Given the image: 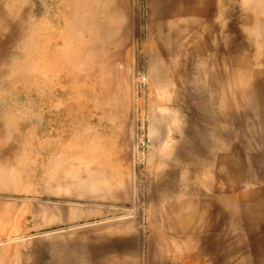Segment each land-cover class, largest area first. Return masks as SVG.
<instances>
[{"label": "rangeland", "instance_id": "obj_1", "mask_svg": "<svg viewBox=\"0 0 264 264\" xmlns=\"http://www.w3.org/2000/svg\"><path fill=\"white\" fill-rule=\"evenodd\" d=\"M45 1H48V4H40L38 6L39 10H49L52 13L53 11L56 12L60 10V7L56 6L54 0ZM134 1H136L133 2L134 5L136 4L134 10L135 12H137L136 15H134V17L130 19V28L133 35L131 43L132 48L134 47V49H131L134 50V52L131 51V57L134 53V59L132 57L131 60L133 59V62L129 60V62L122 64V71L125 70L124 72H127V74H129L130 72L131 75L129 74V77H131L133 74V81L132 79L130 80V83L133 82V85L129 83L131 86L130 88H132L133 90L130 93L131 97L133 98H129V102L131 103L130 110H132L130 111V113H132L130 114L131 119L129 118V121L123 128L124 132L121 130L122 127L117 122L113 128H110L111 126L107 122H100V120L98 121L99 114L98 117L92 120L93 122L91 123V126H94L93 133L103 132L107 134L113 131H117V134H113L115 144L124 146L125 150L122 156H124L123 158H125V162L129 161L128 163L126 162V164L129 165L127 167L130 168V170L127 168V173H124L126 176H124L125 179L127 178L126 180H128V178L130 177L128 175V172L131 171L132 173H130L132 174V179L129 178V180L131 181H128L129 183L125 180L124 186L120 184L121 178L117 174L114 176H117L120 179L114 176L113 178H111L112 176L109 175L110 168L108 169L109 166L107 164L106 165L108 167L103 166V168L106 167L105 171L107 170V173L105 174L104 172H102V181H108L106 183V187L108 185V187H110L109 182H111L112 185L115 184L111 189L109 188V191L111 190L110 192L108 191L109 193L106 192L108 188L104 191V193H108L107 195H110L112 192L111 196L112 198L114 196L113 199L109 196V198L102 197L105 194L98 189L97 191H100L102 193L99 197L96 196V194H98L96 189L92 192V195L90 194V196H86V194L84 195L80 192H78L77 194V191H75V187L74 189L72 187L74 186V183L71 182L72 179H70L69 176H73L72 171H74V166H77L75 165L77 163L73 162L75 160L74 158L73 161L71 160L72 156L68 155V150H77L78 147H81V145L85 143L80 137L82 128L80 124V113L78 112V103L80 98H78L77 92L73 86L74 81H72L73 77H75L73 75H75V69L77 66L75 50L77 47L76 45L78 44V34L76 30L77 27L74 25L76 19L71 20V17L66 19H64L63 17H48L44 19L38 18L36 21L27 19L11 20L7 23V27L4 29V31H0V36L3 37L5 41L0 45V58L2 59H0V122L2 124L0 125V134L2 135L3 141L4 138H6L7 140H5L6 142L4 141L5 143H3V148H5L6 152H0V157L2 158V161L0 158V193L1 195L3 194L2 196H0H7L6 199L0 197L1 206L3 204V209L0 208V229L2 228L0 230V236H7V233L9 231L8 234H10L9 237H11L10 239H8L9 241L6 240L7 243L5 241H0V245L3 243L0 246L1 248H3V245H8L7 248L10 247L9 249L0 248L1 250L5 249V251L0 250V264H172L177 262L178 260L175 257L171 256L170 258L168 257L167 260L171 259L170 261L172 263H168V261H165V244L162 242L159 235L163 234V227H165L169 232L175 231L173 232L174 235L173 233H170L175 238L181 235V233H177L178 231L176 229L174 230L173 228L172 230V228H170V226H173L175 220L186 222L187 220L191 221L192 219H195V222H200L199 224L201 225L198 227L190 225L191 227L189 226L190 230H188V232L194 231L196 229L205 230L208 228L206 227V221L209 219L205 207L206 196L205 194L201 193V191H205L207 189V185L201 180V177L206 173L209 167L213 166L214 168L218 165H221L217 162H214L218 153H227L231 150L230 152L232 155L230 154V152L229 154L230 157L232 156V162H235L237 165L241 166L242 170H249V174L251 175L254 174V176L259 175V177H264V171L258 173V170H262V168H264V158L262 157L264 155V152H260L264 151V45L261 44V46V42H259H264V14H261V12L264 13V10L260 12L258 11V13L256 11V6L263 5L264 1L257 0V3L255 2V5L253 4L254 0L249 1V4L248 0H212L211 5L210 3H208L210 6H208L207 4V9L209 10L204 11L206 1L197 0L200 3L197 2L196 5L200 10L195 14H179L178 11L176 13L173 12L174 8L172 7L177 6V3L179 2L178 0H148L149 2H147L146 0H138V2L137 0ZM182 1H184L188 6H196L194 4L195 0H190V2H188L189 0ZM163 3L165 4V6L161 5ZM159 5L162 6L163 9L162 7L160 8ZM252 6L254 7L252 8ZM149 10L153 12L151 16L148 15ZM161 12L162 14L164 12V15H162ZM158 13L159 17L157 18ZM178 16H181V19H178ZM147 18L150 19L148 20ZM174 18L179 20L180 24H178L177 21L178 25H174V23H176L174 22ZM257 18L260 20H257ZM49 19H51V22H49ZM180 20L181 22L184 20L183 25L181 24ZM31 24L32 26H35L32 27ZM59 25L64 28H59ZM185 26L188 28H186ZM31 27L36 32L40 31L38 32L40 34L44 32L42 28L45 29V27H50L49 29L52 31L51 33L55 32L56 34H58V32L61 33V31L64 30V32L68 33V36L72 35V37L67 36L69 39L71 38L68 43L71 42L74 44L71 45V43H69L70 46L69 49H67L68 51L66 54L74 55V57L72 56L70 59V57L65 54L66 57H64L62 60H65L66 63H64L65 61H62V63L65 65V67L68 68H66V71L64 70L65 72L63 71L59 75L63 80L61 82L62 86L65 87L67 83V87H65L67 89L65 90L67 91V94L69 96L66 95L65 97H62L63 99L61 98L59 91L61 86H56L57 90L54 92V96L50 97L51 100L46 101L47 104L43 103V97H40L38 93H31L29 90L20 89V84L23 82V79L25 81V78L29 79V77L31 78L35 76H43L44 73H42V70L43 72H46L45 69H40L38 70V75L37 70L29 68L25 70V66V68L23 67V70L19 68L20 65L26 63L25 60H29V66L37 62L36 57L33 55L34 48L30 44H28L29 42H27L29 41L28 37H30V34L33 31ZM40 28L42 29V31L39 30ZM57 29L58 31H56ZM70 32H72V34ZM217 34L221 35H219V39ZM262 36L263 40H260ZM204 38L209 40L207 41L206 45L204 44L206 42V39L204 40ZM25 40L27 43L25 42ZM219 40H221L222 42ZM201 42L204 43L201 44ZM151 43L153 45H151ZM163 43L165 45H163ZM208 43H210L211 45H208V47L210 46V49H208L207 47ZM220 43H222L223 45H221ZM25 46L30 49H27ZM153 47L158 50L155 51ZM215 47H217L218 50L215 49ZM70 51H75V53L72 52L73 54H70ZM214 57L216 60L214 59ZM218 59L221 61L220 63L223 62L222 64L219 63L222 66V68L220 69L223 70L225 68L224 63L227 66L226 69L229 70L231 68V72L229 70L227 71V74L232 73L234 68L235 70L236 68L237 70H240V67H242L241 70H249V68L252 69L253 72L255 70L256 74L261 71L260 75L257 76L255 72L253 73L251 70L249 71V74L251 72L250 75H252L253 73L255 76V79H252L254 81L251 80L252 83L251 86H249L251 88L247 87L245 92L247 95L246 97H249L250 94V101H248L245 106L240 107L241 109L238 110V114L235 120H228V123L226 124L224 122H227L225 120L227 116V109L222 104V90L224 87L223 84H230L232 75H229V80L228 78H226L227 76L224 77V79L222 78L223 71L218 69L220 67V65L218 64ZM17 60L19 61V63L24 60V63L22 62L19 64ZM32 60L33 62H31ZM169 64L170 67L168 66ZM154 65L157 69L154 68ZM131 66L133 69L131 68ZM18 68L21 70H18ZM67 69L69 70L67 71ZM164 69H166V71ZM129 70H131L133 73H131V71ZM162 70L163 73L165 72V75L160 73L162 72ZM172 70L173 73L175 71L174 74H170ZM169 71L170 73H167ZM71 72L72 74H70ZM224 72L226 74V70H224ZM172 75H174L173 78L171 77ZM169 77L171 80L169 79ZM16 78L19 80V82L18 80L16 81ZM166 78H168L169 80ZM231 84H233V82H231ZM157 89L159 90L157 91ZM25 91H27L28 93ZM160 94L165 95L164 100L160 101V99H162L163 97ZM56 96L60 97L58 98ZM68 101L71 103H65ZM73 104L74 106L72 107ZM66 105L67 107H65ZM40 107H42L43 110ZM164 110H167L165 111L167 113H172V118H168V123L171 125V128H168L166 126V122H164V120H161L162 117H160V115H155L157 114V112L160 113V111L163 112ZM41 111L46 112V118ZM153 111H156V113L152 116ZM150 114L152 117L156 116L159 118L157 119L155 117V121L157 122L156 126L154 125V118H150ZM222 114H225V119ZM57 116L59 118H57ZM50 118L58 119L60 123L57 121L55 124H53L54 122L52 123V120H50ZM61 119L63 120L60 121ZM36 124H38V126ZM240 124L243 127H241ZM54 126L56 127V131L57 129H59L60 132H56ZM153 126L157 128L159 126V131L156 128V131L158 133L154 130L155 128ZM36 127L37 129L34 130V128ZM45 127L51 131V134L53 135H51V139L54 140V143L51 145L49 151L44 156V159L40 160L39 154L37 152L40 143L36 141L31 142L29 140V137L34 131H40V129ZM233 127L236 129H234ZM237 128L239 129L237 130ZM221 129H224V131H222ZM120 130L122 131L121 135L119 134ZM225 131L226 133H224ZM241 131L243 132V135L242 133L240 134ZM219 132L221 134H219ZM224 134H226V136ZM247 134L250 135L247 136ZM116 135L117 137H119L117 138ZM216 135H218L217 138ZM233 136L235 137L234 139ZM240 136L241 138H239ZM223 137L225 139L231 138V143L228 144L229 140H225ZM242 137L245 139V142H243L244 139ZM250 138L251 140H249ZM97 139L94 144L96 147L101 144L100 151H98L99 155H107L105 151L108 150V142H105V140H103L102 138H100V141L99 139ZM218 139H220V142H218ZM237 139H239V141ZM240 139H242V141ZM45 141V138L41 139V143ZM211 141L212 145H210ZM250 141V147L253 150L248 149ZM226 142L229 147L227 146ZM241 142L246 143L243 145H247V148H244V146L241 145ZM232 143L234 145H232ZM230 145H232V147H230ZM171 147L174 149V151L172 149V151L169 152ZM227 147L229 150L227 149ZM240 147L243 148L240 149ZM200 148L203 149L201 150ZM198 150L201 152H199ZM20 152L22 153L19 154ZM178 152L182 155H177L176 153ZM6 155H9V157H6ZM249 155H251V157H249ZM160 156L162 159L160 158ZM64 157H66V161ZM113 159L114 158H112V160ZM161 160H163V162H161ZM260 160H263L262 163H260ZM256 166L261 169H258ZM31 168L33 169L30 170ZM187 169L190 171H188ZM58 170H60V172ZM62 171L65 174L64 177L62 175ZM116 178L118 180H116ZM59 180L63 181L60 183ZM255 182L257 184H261V181ZM117 185L118 187H120V190H118V187H116ZM153 186H155L154 189H156L155 192L158 195L153 192ZM115 187L117 189H115ZM130 187H133V189H131ZM121 188L122 190L124 189L127 192L124 190L123 192ZM112 189H114V191L117 190L118 192H113ZM150 189L152 190L151 192H149ZM128 191H132V195ZM119 192L123 193L124 195L120 194ZM147 192L151 193V195ZM152 192L154 193V195L152 194ZM93 193L95 196H93ZM161 193L163 195H161ZM120 195L122 198L120 197ZM150 196H156L152 197V200H154L153 198H155V200L152 201L150 199ZM175 200H177L178 202ZM192 200L199 201L196 204L195 208L198 212L200 211V216H198V214L195 216H191L193 204ZM54 201L55 204H52V202L54 203ZM180 201L188 202L190 206L186 204L185 207L178 208L177 203H180ZM46 202H50L48 206L46 205ZM151 202L157 203L156 205H158V209L160 208L159 210H156L157 207L156 205H154L155 203L153 205L151 204L152 206H155V210L160 216L156 214V212H153L155 210H153L152 212L156 214V216L158 215L159 219L161 218L163 220H159L158 224V226H160V224L164 225L161 226L162 229H160V227H157V224H155L158 222V218H156V221L152 219V217L155 218L156 216L152 212V215L149 214V211H151L150 207L152 208V206L150 205ZM44 207L45 209H47L46 211H43L45 210ZM54 207L56 210L54 209ZM72 207L74 208V210L80 211L79 214L76 213L78 217H76L74 213L75 211L72 209ZM78 207L80 210H77ZM48 208L50 211L52 210V213H50ZM175 208L178 209L176 210ZM13 209L15 210L14 214L12 211ZM64 210H67L69 212L71 211V215H68L69 213H67L66 211L64 212ZM49 213L52 215V217L48 216ZM121 213H123V215ZM117 214L119 220L121 219L119 215L125 216L126 219H124L123 217L122 218L124 219V221L127 220L126 224L123 219H121V223L119 221L121 225H118V218L116 217ZM150 215L151 218L149 217ZM185 215L187 217H185ZM204 215H206L207 217H205ZM114 216L115 220L117 218V225L121 226V228L119 227V230L118 226H115V223L113 225L117 228H115L114 226H110L111 228L108 227L109 225L107 223L109 222V220H112L111 218L114 219ZM6 217H9L10 219L7 218L9 219L7 220L5 219ZM54 217H57L58 220L56 221ZM11 218H13L12 221ZM77 218L79 219V221L76 220ZM151 219L152 221H154V223H152ZM72 220L73 223H82L81 226H77V229L78 227L82 228L81 230L80 228L78 229L82 232H79L78 230L71 231L73 225ZM91 220L93 221V223H90ZM85 222L89 223L85 226L83 225ZM102 222H105L104 224L108 225V228L106 227V225L103 226ZM113 222H109V224L112 225ZM123 222L125 225L128 224L127 226L131 227L128 229L127 227L124 228L125 225L122 224ZM92 225L93 227H96L97 225L98 229L96 227L97 230H95ZM59 227L61 230H58ZM73 227L74 229H76V225H74ZM87 227L88 229H86ZM90 227H92V229ZM100 227L102 229L103 227L106 228L101 230ZM18 228L19 232L17 231ZM56 228L57 231H53L56 230ZM11 229H13V231H11ZM62 229L64 230V233ZM155 230L157 232L163 230L162 232H160L161 234L159 232L157 233L159 238H157ZM166 230L165 232H167ZM46 231H49L50 233H44L45 235L41 233ZM58 231L60 232V234ZM14 235L15 238L13 237ZM9 243L11 246H9ZM14 245L19 248L18 249L15 246L18 251H20L21 249V256H19L18 254L20 252L15 250ZM13 247L14 249H12ZM19 259H21V262Z\"/></svg>", "mask_w": 264, "mask_h": 264}, {"label": "bare ground", "instance_id": "obj_2", "mask_svg": "<svg viewBox=\"0 0 264 264\" xmlns=\"http://www.w3.org/2000/svg\"><path fill=\"white\" fill-rule=\"evenodd\" d=\"M55 3H56V6L60 7V10L54 12H50L49 10H39L38 6L40 4H43V3H47L48 4V1H45V0H0V31L3 30L7 27V23L11 20H20V19H27V20H37L38 18L39 19H44V18H50V17H55V18H69L71 17V20L72 19H76V22H75V27L76 30H77V40H78V44L76 45V61H77V66H76V72H75V77H73L72 81H74V88L77 92V95H78V98H80L79 100V103H78V112L80 113V124H81V132H80V137L82 138V140L85 142L81 145V147H78L77 150H68L69 154L68 155H71V160L74 161L73 162H76L77 166H74L75 169H73L74 171H72V177L71 175L70 176V179L71 182L74 183V187H75V191H77V194L78 192L80 193H83L84 195L86 194V196H90V194L92 195V192L96 189L100 190L102 193H104L105 190H108L106 192L109 191V188L111 189L115 184L112 185L111 182L110 183V187H106V183L108 181H102L101 178H103V176L101 175L102 172H104L105 174L107 173L105 171V168H103V166H107L108 169H109V172H110V176H112L111 178H113L114 175H118L121 180H120V184L121 185H125V174L124 173H127L126 172V169L128 168L126 164V162L128 163L129 161H126L125 162V158H123L124 156L123 155V152H124V146L121 145L119 146V144H115V140L113 138V134H117L118 132L117 131H113V132H110V133H100V132H97V133H93L94 130V126H91V123L93 122L92 120H94L96 117H98V114H99V118H98V121L100 120V122L102 121H105L107 122L108 124H110V128H113L114 125L117 123L120 124V126L122 127V131L124 132L123 128L126 126V123L129 121V118H130V110L131 109V103L129 102L131 98V92L133 91L132 88H130V84L133 85V74L131 77H129L131 74L129 71V74H127V72H124L122 71V64H125L127 62H129V60H131V58L134 56V53H133V56L131 57V51L134 52V50H131V49H134V47L132 48V43H131V39L133 38V35H132V32H131V28H130V19L134 17V15H136V12L134 10V7L135 5L133 4V2H136L134 0H54ZM147 2H149L148 0H146ZM179 2L177 3V6L176 7H172L174 8L173 9V12H177L179 14H195L197 12H199L200 9H198L197 7V0H195V5L196 6H188L187 4H185L184 1H180L178 0ZM187 1V0H186ZM200 1V0H199ZM206 1V6L204 7V11H208L209 9H207V4L210 3L211 5V1L212 0H204ZM249 1H252V0H248V4H249ZM257 0H254V3L256 2ZM262 1V0H260ZM264 1V0H263ZM138 2V0H137ZM146 2V3H147ZM162 2H165V1H162ZM168 2V1H167ZM190 2V0L188 1ZM187 2V3H188ZM200 3V2H198ZM257 3V2H256ZM262 3V2H261ZM176 4V3H175ZM263 4V3H262ZM147 5V4H146ZM150 5V4H149ZM156 5V4H155ZM162 6L165 4H161ZM191 5H192V1H191ZM208 4V6H210ZM256 5V4H255ZM151 6V5H150ZM162 6L159 5V7L161 8ZM158 7V8H159ZM171 7V6H170ZM169 7V8H170ZM254 6H252L253 8ZM176 8V9H175ZM256 11L258 13V11H262L264 10V4L263 5H259V6H256ZM152 9V8H151ZM163 9V7H162ZM154 10V9H153ZM158 10V9H157ZM165 10V9H164ZM163 10V11H164ZM175 10V11H174ZM161 11V10H160ZM171 12V11H169ZM140 13V12H138ZM152 11L149 10L148 11V15H152ZM162 14V12H161ZM160 14V15H161ZM261 14H264L263 12H261ZM156 15V14H155ZM164 15V12L163 14ZM161 15V16H162ZM147 16V15H146ZM168 16V15H167ZM191 16V15H190ZM189 16V18H190ZM153 17V16H152ZM159 17V13L157 14V18ZM185 17V16H184ZM182 17V18H184ZM193 17V15H192ZM154 18V17H153ZM156 18V17H155ZM161 18V17H160ZM181 19V16L179 17L178 16V19ZM148 19V18H147ZM150 19V18H149ZM148 19V20H149ZM174 25L177 24V21H178V24L179 23V20H177L176 18H174ZM192 19V18H191ZM48 20V19H46ZM70 20V21H71ZM195 20V19H194ZM257 20H260L257 18ZM127 21V23H126ZM184 21V20H183ZM181 22V24L183 25L184 22ZM38 22V21H37ZM49 22H51V19H49ZM67 22V21H66ZM148 22V21H147ZM260 22V21H259ZM263 22V21H262ZM74 23V22H73ZM149 23V22H148ZM172 23V22H171ZM22 24V23H21ZM60 24V23H59ZM65 24V23H64ZM71 24V23H70ZM177 24V25H178ZM39 25V24H38ZM48 25V24H47ZM50 25V24H49ZM148 25V24H147ZM173 25V26H174ZM176 25V26H177ZM186 25V23H185ZM32 26V24H31ZM35 26V25H33ZM32 26V27H33ZM56 26V25H54ZM60 26V25H59ZM65 26V25H63ZM66 26H67V23H66ZM71 26V25H70ZM31 27V28H32ZM38 27V26H37ZM53 27V26H52ZM72 27V26H71ZM186 27V26H185ZM258 27V26H257ZM50 27L46 28H42L44 32H42V34L36 32L33 28H32V33L30 34V37H28L29 42L28 44H30L33 48H34V56L36 57L37 59V62L35 64H32L31 65V62H33V60L30 62V65L29 66V63L28 61H26L25 59V62L24 63L23 61H21L20 63H24L23 65H20L19 68H21L23 70V67L25 68V70H27L28 68L29 69H34V70H40V69H45L46 72H43L42 70V73H44L43 76H35V77H29V79H26L25 77V81L23 79V82L20 84L21 88L20 89H23V90H29L31 93L32 92H36L40 95V97H43V103H46V101H49L51 100L50 97H53L54 96V92L57 90L56 89V86H61V88L59 89L60 91V95H61V98L62 97H65L66 95L69 96L67 94V91L65 89V87H67V83H66V86H62V78L59 76L61 74V72H63L64 70L66 71V68L68 67H65V65L62 63V61H65V60H62L64 57H66V55L68 57H71L74 55H69V54H66L67 53V49H69V46L71 42L68 43V41H70V39L68 37H72L71 36H68V33L64 32V30L60 32H58V34H56L55 32L54 33H51L52 31L49 29ZM59 28H62V26H60ZM58 28V29H59ZM64 28V27H63ZM62 28V29H63ZM148 28V27H147ZM158 28V27H157ZM160 28V27H159ZM182 28V27H181ZM188 28V27H186ZM253 28V27H252ZM255 28V27H254ZM28 29H29V25H28ZM42 29L40 28L39 30L42 31ZM52 29V28H51ZM58 29L56 31H58ZM73 29V28H72ZM156 29V28H155ZM153 29V30H155ZM180 29V27H179ZM148 30V29H147ZM186 30V29H185ZM60 31V30H59ZM66 31V30H65ZM250 31V30H249ZM252 31V30H251ZM2 32V31H1ZM153 32V31H151ZM182 32V31H181ZM254 32H255V29H254ZM258 32V31H257ZM256 32V33H257ZM72 34V32H70ZM155 33V32H154ZM74 34V33H73ZM153 34V33H152ZM186 34V33H185ZM163 35V34H162ZM182 35V34H181ZM218 35V34H217ZM220 35V34H219ZM218 35V39L219 36ZM3 36V35H2ZM29 36V35H28ZM68 36V37H67ZM74 36V35H73ZM150 36V35H149ZM164 36V35H163ZM186 36V35H184ZM183 36V37H184ZM157 37V35H156ZM155 37V38H156ZM162 37V36H161ZM182 37V36H181ZM180 37V38H181ZM210 37V36H209ZM261 37V36H260ZM154 38V39H155ZM160 38V37H159ZM208 38V37H207ZM222 38V37H221ZM151 39V38H150ZM161 39V38H160ZM206 38H204L205 40ZM153 40V39H152ZM258 40V39H257ZM260 40H263V36ZM3 41V42H2ZM133 41V40H132ZM149 41V40H148ZM161 41V40H160ZM206 41V42H205ZM204 42H201V44H205L207 43V41L209 40H205ZM215 41V40H214ZM221 41V40H219ZM218 41V42H219ZM264 41V40H263ZM4 38L0 36V45L2 43H4ZM19 42V41H18ZM26 42V40H25ZM26 42V43H27ZM158 42V41H157ZM217 42V43H218ZM222 42V41H221ZM261 42L260 45H264V42L262 43V41H259ZM77 43V41H76ZM148 43V42H147ZM150 43V42H149ZM18 44V43H17ZM25 44V43H24ZM27 44V45H28ZM74 44V43H71V45ZM159 44V43H158ZM157 44V45H158ZM161 44V42H160ZM179 44V43H178ZM214 44V43H213ZM221 45H223L222 43H220ZM259 44V43H258ZM151 45H153L151 43ZM163 45H165L163 43ZM204 45V46H205ZM208 45H210V43L207 44V47ZM261 45V46H262ZM18 46V45H17ZM20 46V44H19ZM22 46V44H21ZM24 46V45H23ZM162 46V45H161ZM160 46V47H161ZM170 46V45H169ZM196 46V45H195ZM211 46V45H210ZM209 46V47H210ZM215 46V45H214ZM220 46V45H219ZM13 47V46H12ZM16 47V46H15ZM26 47V46H25ZM29 47V46H28ZM147 47V46H146ZM160 47H157V48H160ZM163 47V46H162ZM172 47V46H171ZM174 47H177V46H174ZM198 47V45H197ZM208 47V49H210ZM226 47V46H224ZM11 48V47H10ZM21 48V47H20ZM27 48V47H26ZM32 48V49H33ZM155 49V47H153ZM165 48V47H164ZM163 48V50H164ZM23 49V48H22ZM27 49H30V48H27ZM31 49V50H32ZM148 49V48H147ZM166 49V48H165ZM169 49V48H168ZM215 49H217V47H215ZM24 50V49H23ZM74 50V48H73ZM158 50V49H155V51ZM162 50V51H163ZM218 50V49H217ZM75 51H70V54L72 52L75 53ZM154 51V52H155ZM216 51V50H215ZM227 51V50H225ZM31 52V51H30ZM151 52V51H150ZM148 52V53H150ZM153 52V51H152ZM167 52V50H166ZM169 52V50H168ZM177 52V51H176ZM223 52V51H222ZM156 53V52H155ZM218 53V52H217ZM66 54V55H65ZM73 54V53H72ZM136 54V53H135ZM169 54V53H168ZM215 54V53H214ZM176 55V53H175ZM219 55V54H218ZM151 56V55H150ZM214 56V55H213ZM30 58V57H28ZM152 58V57H151ZM1 59V58H0ZM74 59V58H73ZM134 59V57H133ZM132 59V60H133ZM172 59V58H171ZM170 59V60H171ZM215 59V57H214ZM2 60V59H1ZM22 60V59H21ZM75 60V59H74ZM131 60V62H133ZM163 60V59H162ZM216 60V59H215ZM219 60V59H218ZM18 61V60H17ZM69 61V60H67ZM173 61H174V58H173ZM14 62V61H13ZM16 62V61H15ZM71 62V61H70ZM73 62V61H72ZM151 62V61H150ZM177 62V61H176ZM221 61L219 60L218 64L220 63ZM19 63V61H18ZM19 63V64H20ZM66 63V61L64 62ZM76 63V62H75ZM152 63V62H151ZM223 63V62H222ZM220 63V64H222ZM3 64V63H1ZM9 64V63H8ZM214 64V62H213ZM212 64V66H213ZM219 64V65H220ZM7 65V64H6ZM76 65V64H75ZM129 65V64H128ZM131 65V63H130ZM216 65V63H215ZM1 66V65H0ZM10 66V64H9ZM14 66V65H13ZM170 67V64L168 65ZM211 66V67H212ZM225 66V68H224ZM224 66H223V70L220 69L222 68V66L220 65V67L218 69L222 70L223 71V74H222V78L224 79V77L228 78L229 80V75L231 76L232 75V80L231 82H233V84H223L224 87H223V92H222V97H223V105L224 107L227 109V116H226V119H225V114L222 116H224V119L227 121V122H224L225 124L228 123V120H235L237 114H238V110L241 109L240 107H243L247 104L250 98V94H249V97H246V88L251 86V80L255 77L254 76V72L256 74V71L254 70V72L252 71V69L249 68V70H241L242 67H240L241 69L240 70H233L232 73L230 74H227V71H229L227 68V66L225 65L224 63ZM11 67V66H10ZM72 67V66H71ZM70 67V68H71ZM151 67V65H150ZM149 67V69H150ZM216 67V66H215ZM214 67V68H215ZM18 70H21L19 69ZM69 68V69H70ZM132 68V66H131ZM130 68V69H131ZM154 68L157 69L154 65ZM229 68V67H228ZM245 68V67H244ZM67 69V71L69 70ZM133 69V68H132ZM176 69V68H175ZM213 69V68H212ZM14 70V69H12ZM17 70V71H18ZM33 70V71H34ZM166 71V69H164ZM177 70V69H176ZM217 70V69H215ZM224 70H226V74L224 72ZM252 71V75L251 72L249 74V71ZM64 71V72H65ZM154 71H158V70H154ZM161 71V70H159ZM260 71V70H259ZM1 72V70H0ZM22 72V71H21ZM30 72V71H29ZM219 72V71H218ZM231 72V70H230ZM10 73V72H9ZM8 73V74H9ZM36 73V72H35ZM131 73H133L131 71ZM159 73V72H157ZM163 75H165L163 73V70L162 72ZM167 73H170L167 72ZM173 73V70L171 71L170 74ZM175 73V71H174ZM173 73V74H174ZM212 73V72H211ZM210 73V74H211ZM222 73V72H221ZM261 71L256 74L257 75H260ZM39 75V72L37 73ZM69 74V73H68ZM72 74V72L70 73ZM161 74V75H162ZM213 74V73H212ZM151 75V74H150ZM169 75V74H168ZM167 75V76H168ZM72 76V75H71ZM146 76V75H145ZM212 76V75H211ZM221 76V74H220ZM27 77V76H26ZM69 77V76H68ZM143 77V76H142ZM152 77V76H151ZM172 78L174 77V75L171 76ZM259 77V76H258ZM141 78V77H140ZM159 78V77H158ZM257 78V77H256ZM69 79V78H68ZM71 79V78H70ZM132 79V83H130V80ZM150 79V78H149ZM168 79V78H166ZM170 79V77H169ZM168 79V80H169ZM212 79V77H211ZM255 79V78H254ZM18 79L16 78V81ZM153 80V79H152ZM164 80V79H163ZM171 80V79H170ZM71 81V80H70ZM71 81V82H72ZM151 81V80H150ZM223 81V80H222ZM254 81V80H252ZM14 82V81H13ZM19 82V80H18ZM154 82V81H152ZM168 82V81H167ZM173 82V81H171ZM130 83V84H129ZM156 83V82H155ZM18 84V85H19ZM72 84V83H71ZM70 84V85H71ZM152 84V83H151ZM13 85V84H12ZM64 85V83H63ZM166 85V84H164ZM163 86V85H162ZM216 86V85H215ZM13 87V86H12ZM16 87V86H15ZM70 87V86H69ZM133 87V86H132ZM159 88V87H158ZM251 88V87H249ZM15 89V88H14ZM159 89H157L158 91ZM164 90V89H163ZM162 90V92H163ZM166 90V89H165ZM251 90V89H250ZM27 92V91H25ZM29 92V93H30ZM160 92V91H159ZM248 92V91H247ZM28 93V92H27ZM59 93V92H58ZM70 93H71V90H70ZM167 93V92H166ZM165 93V95H166ZM164 94V93H163ZM133 95V94H132ZM162 95V94H160ZM165 95H162V99L161 100H164V96ZM169 95V94H168ZM221 96V95H219ZM33 97V96H32ZM56 97H60V96H56ZM49 98V99H48ZM68 98V97H67ZM130 98V99H129ZM63 99V98H62ZM72 99V98H71ZM169 99V98H168ZM65 103H71V102H65ZM47 104V103H46ZM132 105H133V102H132ZM252 105V104H251ZM46 106V105H45ZM74 106V104L72 105V107ZM67 107V105L65 106ZM69 107V106H68ZM71 107V105H70ZM223 107V108H224ZM42 109V107H40ZM61 108V107H60ZM76 108V107H75ZM133 108V106H132ZM165 108V107H164ZM45 109V108H44ZM51 109V108H50ZM49 109V110H50ZM72 109V108H71ZM74 109V108H73ZM166 109V108H165ZM43 110V109H42ZM62 110V109H61ZM223 110V109H222ZM46 111V110H45ZM53 111V110H52ZM60 111V110H59ZM167 110H164L163 112L160 111L156 113V111H153L152 113V116L153 114L155 115H160L161 120H164V122H166V126L168 128H171V125L168 123V118H172L171 114L170 113H167L165 112ZM226 111V110H224ZM42 112V111H41ZM49 112V111H48ZM54 112V111H53ZM67 112V111H66ZM75 112V111H73ZM36 113V112H35ZM44 117H45V114L46 112H42ZM59 113V112H58ZM78 113V114H79ZM159 113V114H158ZM37 114V113H36ZM35 114V115H36ZM51 114V113H50ZM57 114V112H56ZM73 114V113H72ZM76 114V113H75ZM154 115V116H155ZM151 114H150V118L152 117ZM221 116V118H222ZM61 117V116H60ZM156 117V116H155ZM155 117H152V119L155 121ZM42 118V117H41ZM46 118V117H45ZM44 118V120H45ZM54 118V117H53ZM56 118V116H55ZM57 118H59L57 116ZM157 119H159L158 117H156ZM48 119V118H47ZM69 119V117H68ZM131 119V118H130ZM151 119V120H152ZM220 119V117H219ZM52 120V123L55 124L57 121L59 122L58 119H51ZM63 119H61L60 121H62ZM78 120V119H77ZM76 120V121H77ZM49 121V120H47ZM220 122V121H219ZM60 123V122H59ZM156 121H155V126H156ZM222 123V122H221ZM223 123V124H224ZM237 123V122H236ZM246 123V122H245ZM33 124V123H32ZM31 124V125H32ZM103 124V123H102ZM224 124V125H225ZM0 125L1 122H0ZM30 125V124H29ZM28 125V126H29ZM38 126V124H36ZM45 125V124H44ZM62 125V123H61ZM222 125V124H221ZM230 125V123H229ZM239 125V124H238ZM249 125V124H248ZM5 126V125H4ZM109 126V125H108ZM228 126V125H227ZM226 126V128H227ZM241 126V124H240ZM238 126V127H240ZM55 127V126H54ZM154 127V126H153ZM229 127V126H228ZM236 127V126H235ZM243 127V126H241ZM61 128H64V127H61ZM66 128V127H65ZM101 128V127H100ZM155 131H156V128L157 127H154ZM159 128V126H158ZM157 128V130L159 131V129ZM211 128V127H210ZM225 128V129H226ZM230 128V127H229ZM234 128V127H233ZM249 128V127H247ZM37 129L34 128V130ZM50 129V128H49ZM52 129V128H51ZM71 129V128H70ZM103 129V128H102ZM105 129V128H104ZM236 129V128H234ZM239 128H237L238 130ZM1 130V129H0ZM110 130V129H109ZM112 130V129H111ZM119 131L120 135H121V132L122 131ZM210 130V129H209ZM214 130V129H213ZM222 130V129H221ZM55 131H56V127H55ZM57 131H59V129H57ZM56 131V132H57ZM104 131V130H103ZM224 131V129L222 130ZM229 131V130H227ZM233 131V130H232ZM244 131V130H243ZM5 132V131H4ZM60 132V131H59ZM157 132V131H156ZM155 132V133H156ZM211 132V131H210ZM217 132V131H216ZM239 132V131H237ZM6 133V132H5ZM67 133V132H66ZM158 133V132H157ZM223 133V132H222ZM226 133V131L224 132ZM235 133V132H234ZM242 133L243 135V132L241 131L240 134ZM256 133V132H255ZM213 134V133H212ZM219 134H221L219 132ZM28 135V134H27ZM51 131L48 130L46 127L45 128H42L39 130H36L34 131L30 137H29V140L31 142H39L40 143V146L38 148V154H39V157H40V160L44 159V156L46 155V153L49 151L51 145L54 143L53 139H51ZM66 135V134H65ZM226 136V134H224ZM223 135V136H224ZM233 135V133H232ZM231 135V136H232ZM236 135V134H235ZM234 135V136H235ZM241 135V136H242ZM245 135V134H244ZM250 135V134H247V136ZM26 136V134H25ZM53 136V135H52ZM56 136V135H55ZM60 136V135H59ZM156 136V135H154ZM218 135H216V138H217ZM233 136V139L236 137ZM241 136L239 138H241ZM246 136V137H247ZM117 137V135H116ZM119 137V136H118ZM117 137V138H118ZM208 137V136H207ZM245 137V138H246ZM258 137V136H257ZM28 138V137H27ZM42 138H45V142L41 143V139ZM73 138V136H72ZM99 139L100 141V138H102L103 140H105V142H108V150L105 151L107 153V155L103 156V155H99L98 151H100V147H101V144H99V146H95V141L96 139ZM116 138V140H117ZM224 138V137H223ZM238 138V137H237ZM243 138V137H242ZM248 138V137H247ZM11 139V138H10ZM15 139V137H14ZM64 139V138H63ZM97 139V140H98ZM181 139V138H180ZM225 139V138H224ZM227 139V138H226ZM225 139V140H226ZM244 139V138H243ZM6 140V138H4V141ZM177 140V139H176ZM220 139H218V142ZM222 140V138H221ZM229 140V143L230 144V139H227ZM239 141V139H237ZM242 141V139H240ZM248 140V139H247ZM251 140V138L249 139ZM2 139V135L0 134V152L4 153L6 152L5 151V148L3 143H5ZM24 141V140H23ZM237 141V142H238ZM56 142V141H55ZM175 142V141H174ZM233 142V141H232ZM243 142H245V139L243 140ZM117 143V142H116ZM119 143V141H118ZM178 143V142H177ZM242 143V142H241ZM23 144V142H22ZM29 144V143H28ZM201 144V143H200ZM199 144V145H200ZM220 144V143H219ZM227 144V142H226ZM227 144V146H228ZM243 144H246V143H242L241 145ZM182 145V144H181ZM198 145V144H197ZM210 145H212V141L210 143ZM232 145H234L232 143ZM232 145H230V147H232ZM239 146H240V142H239ZM244 148H247L245 145H243ZM249 147L251 146V141H250V144L248 145ZM179 147V146H178ZM229 147V146H228ZM227 147V149H228ZM234 147V146H233ZM238 147V146H237ZM248 149H251V147ZM16 148V147H15ZM19 148V147H18ZM66 148V146H65ZM167 148V147H166ZM169 148V147H168ZM205 148V147H203ZM203 148H200L201 150ZM243 148V147H242ZM240 147V149H242ZM52 149V148H51ZM172 147L171 149L169 150L172 151ZM180 149V148H179ZM177 149V150H179ZM210 149V148H209ZM223 149V148H222ZM231 149V148H230ZM234 149V148H233ZM62 150V149H61ZM229 150V149H228ZM226 150V151H228ZM253 150V149H251ZM19 151V150H18ZM23 151V150H22ZM102 151V149H101ZM166 151V150H165ZM174 151V149H173ZM182 151V150H180ZM199 151V150H198ZM209 151V150H208ZM231 151V150H230ZM229 151V152H230ZM258 151V150H257ZM26 152V151H25ZM53 152V151H52ZM61 152V151H60ZM168 152V150H167ZM176 152V151H175ZM197 152V150H196ZM201 152V151H199ZM205 152V151H203ZM224 152V151H223ZM229 152L227 153H218L217 154V157L215 158V161L214 162H217L218 164H221V165H218L216 167L213 168L212 167H209L206 171V173L201 177V180L207 185V189L205 191H201V193L205 194L206 196V201H205V204H206V212L208 214V220L206 221V227H208L207 231H205L204 229H196L194 231H189L190 230V225L194 226V227H198L200 226L201 224H199L200 222H195L196 220L192 219L191 221H181V220H175V222L173 223V226H170V228H174V230L176 229L178 232L177 233H181V235L177 236V238L173 237L170 233H173V232H169L166 230L165 227H163L164 229V232L165 230L167 232H162L163 230H160L158 231L159 233L162 232L163 234L159 235L160 239L162 240V242L165 244V250H166V256L164 257L165 258V261H168V263H172L169 259L167 260V258L173 256L175 257L178 261L175 262V263H172V264H264V177H259V175L257 176H254L249 174V170H242V167L237 165L235 162H232L231 160V157H230V154ZM260 152H264V151H260ZM14 153V151H13ZM22 152H20L19 154H21ZM27 153V152H26ZM122 153V154H121ZM166 153V152H165ZM163 153V154H165ZM174 153V152H173ZM183 153V152H182ZM18 154V153H16ZM25 154V153H23ZM172 154V153H170ZM177 155L178 154H181V153H176ZM186 154V153H185ZM192 154V153H191ZM200 154V153H198ZM236 154V153H235ZM65 155V154H63ZM167 155V153H166ZM182 155V154H181ZM180 155V157H181ZM187 155V154H186ZM185 155V156H186ZM202 155V154H201ZM232 155V154H231ZM252 155V153H251ZM251 155H249V157H251ZM261 155V154H260ZM168 156V155H167ZM211 156V155H210ZM5 157V156H4ZM3 157V158H4ZM6 157H9V155ZM116 157V158H115ZM171 157V155H170ZM179 157V158H180ZM237 157V156H235ZM264 158V155L262 156ZM1 158V157H0ZM19 158V157H18ZM55 158V156H54ZM74 158V159H73ZM112 158H114L112 160ZM161 158V156H160ZM12 159V158H11ZM65 161H66V157H64ZM162 159V158H161ZM63 160V159H62ZM107 160V162H106ZM129 160V158H128ZM264 160V159H263ZM262 160V161H263ZM1 161H2V158H1ZM39 161V159H38ZM37 161V162H38ZM261 161V160H260ZM262 161L260 163H262ZM12 162V161H11ZM16 162V161H15ZM45 162V161H44ZM161 162H163V160H161ZM160 162V163H161ZM8 163V162H7ZM50 163V162H49ZM259 163V164H260ZM264 163V162H263ZM3 164V163H2ZM9 164V163H8ZM29 164V163H27ZM36 164V163H35ZM34 164V165H35ZM107 164V165H106ZM60 165V164H59ZM71 165V164H70ZM261 165V164H260ZM263 165V164H262ZM19 166V165H18ZM31 166V165H30ZM73 166V164H72ZM34 167V166H33ZM41 167V166H40ZM257 167V166H256ZM6 168V167H5ZM190 168V167H189ZM258 168V167H257ZM33 168H31L30 170H32ZM57 169V167H56ZM130 170V168H128ZM258 169H261V168H258ZM36 170V169H35ZM188 170V169H187ZM252 170V169H251ZM41 171V170H39ZM60 172V170H58ZM157 171V170H156ZM190 171V170H188ZM224 171V172H223ZM264 171V168H262V170H258V173L259 172H263ZM37 172V171H36ZM43 172V171H42ZM55 172V171H53ZM63 172V171H62ZM131 172V171H130ZM128 172L129 174V178L132 179V172L130 173ZM161 172V171H160ZM163 172V171H162ZM252 172V171H251ZM21 173V172H20ZM200 173V172H198ZM27 174V173H26ZM32 174V173H31ZM30 174V175H31ZM42 174V173H41ZM264 174V172H263ZM2 175V174H1ZM36 175V174H35ZM63 177H64V172H63ZM125 175V176H124ZM162 175V174H161ZM199 175V174H198ZM34 176V175H33ZM47 176V175H46ZM53 176V175H52ZM261 176V175H260ZM60 177V176H59ZM62 177V178H63ZM67 177V175H66ZM65 177V178H66ZM114 177H117V176H114ZM194 177V176H193ZM22 178V177H21ZM41 178V177H40ZM69 178V177H68ZM118 178V177H117ZM120 179V178H118ZM126 180L127 182H131L130 180ZM31 179V178H30ZM172 179V178H171ZM42 180V179H41ZM69 180V179H68ZM60 181V180H59ZM63 181V180H62ZM60 181V183L62 182ZM70 181V180H69ZM255 181H261V184H257ZM41 182V181H40ZM128 182V183H129ZM42 183V182H41ZM108 183V184H109ZM260 183V182H259ZM64 184V182H63ZM70 184V182H69ZM67 184V185H69ZM119 185V184H118ZM118 185L116 187H118ZM128 185V184H126ZM169 185V184H168ZM178 185V184H177ZM120 186V185H119ZM130 186V185H129ZM132 186V185H131ZM1 187V186H0ZM71 187V188H72ZM115 187V189H117ZM126 187V186H125ZM128 187V186H127ZM155 186H153L152 188L154 189ZM199 187V185H198ZM3 188V187H2ZM44 188V186H43ZM120 187H118V190ZM124 188V187H123ZM131 188V187H130ZM129 188V189H130ZM4 189V188H3ZM49 189V188H47ZM126 189V188H125ZM133 189V187L131 188ZM158 189V188H157ZM167 189V188H166ZM202 189H203V186H202ZM113 192H116L117 190L114 191V189H112ZM122 190V188H121ZM124 190V189H123ZM122 190V191H123ZM74 191V192H75ZM95 191V192H96ZM99 191V192H100ZM111 191V190H110ZM109 191V192H110ZM126 191V190H124ZM123 191V192H124ZM148 191V189H147ZM152 190L150 189L149 192H151ZM156 189H154V193ZM164 191V190H163ZM8 192V191H6ZM98 192V191H97ZM96 194L97 197L101 196V192L100 194ZM108 192V193H109ZM118 192V191H117ZM127 192V191H126ZM130 192V194L132 195V191H128ZM147 192V193H149ZM152 192V194L154 195V193ZM108 193H104L105 195H107ZM120 193V192H119ZM160 193V192H159ZM166 193V192H165ZM184 193V192H183ZM89 194V195H87ZM112 194V192H111ZM110 195H107V196H102V197H111L112 196ZM115 194V193H114ZM120 194H123V193H120ZM151 195V193H149ZM157 194V193H156ZM1 195V193H0ZM3 195V194H2ZM1 195V196H2ZM118 195V194H117ZM124 195V194H123ZM128 195V194H127ZM130 195V197H131ZM158 195V194H157ZM161 195H163L161 193ZM166 195V194H165ZM0 196V197H1ZM5 196V195H4ZM1 197V198H4L6 199V197ZM93 196L94 193H93ZM129 196V195H128ZM186 196V195H185ZM184 196V197H185ZM188 196V195H187ZM9 197V196H8ZM108 197V198H109ZM121 197V195H120ZM129 197V199H130ZM152 197H156V196H152ZM152 197L150 196V199L152 200ZM178 197V196H177ZM203 197V196H202ZM114 198V196H113ZM112 198V199H113ZM116 198V197H115ZM122 198V197H121ZM120 198V199H121ZM160 198V197H158ZM180 198V197H179ZM197 198V196H196ZM119 199V197H118ZM155 200V198H153ZM157 199V198H156ZM204 199V198H202ZM117 200V199H115ZM152 200V201H154ZM184 200V198H183ZM177 201V200H175ZM204 201V200H203ZM1 202V201H0ZM3 202V201H2ZM178 202V201H177ZM199 201L197 200H192V211H191V216L192 215H199V212L197 211V209L195 208L196 207V204L198 203ZM47 206L48 202H46ZM155 203V202H154ZM154 203H150V205L154 204ZM201 203V202H200ZM199 203V204H200ZM203 203V202H202ZM45 204V203H43ZM52 204H55V201L54 203L52 202ZM157 203H155L154 205H156ZM178 204V208H183L185 207V205L187 204L188 206H190V204L188 202H181L180 203H177ZM204 204V203H203ZM204 204V205H205ZM51 205V204H50ZM49 205V206H50ZM149 205V206H150ZM151 205V206H152ZM161 205V204H160ZM1 206V204H0ZM3 206V204H2ZM2 206L0 208H2ZM42 206V205H41ZM45 206V205H44ZM166 206V205H165ZM52 207V206H51ZM50 207V208H51ZM56 207V206H55ZM54 207V209H55ZM74 207V206H73ZM72 207V209L74 210V208ZM77 207V206H75ZM156 210L158 209V205H156ZM202 207V206H201ZM10 208V207H9ZM43 208V207H42ZM47 208V207H46ZM122 208V207H121ZM177 208V209H178ZM3 209V208H2ZM45 209V207H44ZM79 209V207L77 208V210ZM151 211H149V214H151V212L153 210H155V206H152V208L150 207ZM160 209V208H159ZM158 209V210H159ZM174 209V208H173ZM176 209V208H175ZM176 209V210H177ZM185 209V208H184ZM183 209V210H184ZM9 210V209H8ZM39 210V209H38ZM43 210V209H42ZM47 209L43 210V211H46ZM49 210V208H48ZM56 210V209H55ZM80 210V209H79ZM153 211V212H156L157 211ZM199 210V209H198ZM13 214L15 213V210L13 209ZM40 211V210H39ZM50 211V210H49ZM52 211V210H51ZM50 211V213H52ZM54 211V210H53ZM67 212L69 213L68 215H71V211H67V210H64V212ZM75 212V215L76 213L79 214L80 211H76L74 210ZM202 211V210H201ZM56 212V211H55ZM63 212V213H64ZM152 212V213H153ZM49 213V217H52V215ZM54 213V212H53ZM127 213V212H126ZM174 213V212H173ZM177 213V212H176ZM39 214V213H38ZM55 214V213H54ZM58 214V213H57ZM73 214V213H72ZM123 215V213H121ZM154 214V213H153ZM156 214H154L156 216ZM162 214V213H161ZM178 214V213H177ZM44 215V214H43ZM47 215V213H46ZM66 215V214H65ZM74 215V214H73ZM152 215V214H151ZM151 215L149 216L151 218ZM159 215V214H158ZM154 216L155 218L152 217V219L156 220V218H158L159 216ZM59 216V215H57ZM121 219H126L125 216H121L119 215ZM178 216H181V215H178ZM205 217H207L206 215H204ZM12 217V216H11ZM47 217V216H46ZM76 217H78L76 215ZM112 217V215H111ZM118 218V214L116 216ZM123 217V218H122ZM185 217H187L185 215ZM9 217H6L5 219H7ZM48 218V217H47ZM55 218V217H54ZM57 218V217H56ZM55 220L57 221L58 218ZM63 218V217H62ZM116 218V220H117ZM163 218V217H162ZM169 218V217H168ZM10 219V218H9ZM7 219V220H9ZM112 220H109V222H113L112 225L109 224V222L107 223L108 225L104 224L103 222V226L106 225V227H112L114 226L113 224L115 223V226L117 225V222L115 220V216H114V219L111 218ZM120 219V220H121ZM123 219V221H124ZM151 219V221H152ZM176 219V217H175ZM204 219V218H203ZM13 220V218H11V221ZM60 220V219H59ZM75 220V219H74ZM76 220L79 221V219L77 218ZM90 220V219H89ZM95 220V219H94ZM119 220L118 218V225H121V221ZM158 222L155 223L157 224L156 226L157 227H160V229H162L161 226H164V225H161L158 226L159 224V220H162L161 218L157 219ZM156 220V221H157ZM71 221V220H69ZM84 221V220H83ZM88 221V220H87ZM96 221V220H95ZM120 221V223H119ZM126 221L125 220V224H126ZM129 221V220H128ZM155 221V222H156ZM163 221V220H162ZM193 221V222H192ZM124 222L122 224H124ZM173 222V221H172ZM86 223V222H85ZM83 224V225H87L89 222H87L86 224ZM90 223H93V221L91 220ZM129 223V222H128ZM131 223V222H130ZM152 223H154V221H152ZM161 223V222H160ZM167 223V222H166ZM203 223V222H202ZM72 230L71 231H75V230H78L80 228V230L82 229L81 227H78L77 229V226H81L82 223L78 222V223H73V220H72ZM78 224V225H77ZM124 224V225H125ZM2 225V224H1ZM69 225V224H68ZM74 225H76V229H74ZM94 225V224H93ZM92 225V227H93ZM97 225H100V224H97ZM96 225V227H97ZM117 225V226H118ZM122 225V226H124ZM128 225V224H127ZM125 225V227L130 228L129 226ZM131 225V224H130ZM172 225V224H171ZM67 226V225H65ZM84 226V227H85ZM91 226V225H89ZM114 226V227H115ZM155 226V225H154ZM190 226V227H189ZM61 227V226H60ZM59 227L58 230H61ZM69 227V226H67ZM66 227V228H67ZM83 227V226H82ZM92 227H90L92 229ZM96 227H93L95 230ZM106 227H103V229H105ZM107 227V228H108ZM110 227V228H111ZM119 227L121 228V226H118V230H119ZM101 228V227H100ZM99 228V229H100ZM117 228V227H115ZM205 228V226H204ZM2 229V228H1ZM0 229V230H1ZM6 229V228H5ZM4 229V230H5ZM9 229V227H8ZM51 229V228H50ZM54 229V228H52ZM74 229V230H73ZM88 229V227L86 228ZM101 228V230H103ZM21 230V229H20ZM63 230V229H62ZM68 230V229H66ZM70 230V229H69ZM169 230V229H168ZM171 230V231H172ZM11 231H13V229H11ZM15 231V230H14ZM17 231L19 232V228L17 229ZM45 231V230H44ZM50 231V230H49ZM49 231H46V232H41V233H50ZM53 231H57V228L56 230H53ZM79 231V230H78ZM5 232V231H3ZM2 232V234H3ZM7 232V231H6ZM40 232V231H39ZM59 232V231H58ZM67 232V231H66ZM79 232H82V231H79ZM156 232V235H157V231L155 230ZM9 233V231H8ZM7 233V236L5 235H1L0 236V241H5L10 239L11 237H9L10 234ZM56 233V232H55ZM62 233V232H61ZM63 233H64V230H63ZM1 234V233H0ZM19 234V233H17ZM60 234V232H59ZM81 234V233H80ZM29 235V234H28ZM42 235V234H41ZM45 235V234H44ZM174 235V233H173ZM19 236V235H18ZM15 238V235L13 236ZM158 235H157V238H159ZM155 238V237H154ZM64 240V239H63ZM9 241V240H8ZM62 241V239H61ZM60 241V242H61ZM7 243V242H6ZM3 244V243H2ZM1 244V245H2ZM0 245V246H1ZM18 245V244H17ZM9 246L10 243H9ZM16 245H14L15 247ZM8 245L4 246L3 245V248H6V249H9L7 248ZM14 247L12 249H14ZM17 247V246H16ZM15 247V250H17ZM1 248V247H0ZM1 248V249H3ZM18 248V247H17ZM21 248V247H20ZM0 249V250H1ZM19 249V248H18ZM1 251H5L4 250H1ZM18 251V250H17ZM16 251V252H17ZM21 251V249H20ZM18 251V252H20ZM100 251V250H99ZM17 252V253H18ZM22 252V251H21ZM20 253L19 256H21ZM28 252V251H27ZM97 252V251H96ZM102 252V251H101ZM103 253V252H102ZM101 254V253H100ZM101 256V255H100ZM164 256V255H163ZM21 258V257H20ZM23 258V257H22ZM98 258V257H97ZM99 259V258H98ZM112 259V258H111ZM20 262H21V259H19ZM115 260V259H114ZM151 260V258H150ZM3 261V260H2ZM24 261V260H23ZM118 261V260H117ZM151 262V261H150ZM1 263V262H0ZM135 263V262H134ZM137 263V262H136ZM4 264V263H3ZM167 264V263H166Z\"/></svg>", "mask_w": 264, "mask_h": 264}]
</instances>
